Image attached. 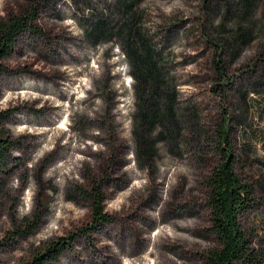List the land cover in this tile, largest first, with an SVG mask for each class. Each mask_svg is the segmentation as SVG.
Returning a JSON list of instances; mask_svg holds the SVG:
<instances>
[{"label": "rangeland", "instance_id": "obj_1", "mask_svg": "<svg viewBox=\"0 0 264 264\" xmlns=\"http://www.w3.org/2000/svg\"><path fill=\"white\" fill-rule=\"evenodd\" d=\"M22 15L0 61V135L14 142L0 264H204L219 246L204 181L225 162V124L255 186L240 222L264 264V0H0V22ZM131 50L155 76L141 79ZM93 183L110 216L95 230Z\"/></svg>", "mask_w": 264, "mask_h": 264}, {"label": "trees", "instance_id": "obj_2", "mask_svg": "<svg viewBox=\"0 0 264 264\" xmlns=\"http://www.w3.org/2000/svg\"><path fill=\"white\" fill-rule=\"evenodd\" d=\"M246 3H249V0H246ZM27 25V17L23 15L13 16L6 22H0V61L9 54L17 35ZM130 53L137 73L144 82L155 76L151 69L149 57L139 55L134 50H131ZM113 63H117V61ZM122 72L117 71L119 74ZM63 73H67V71H63ZM66 75H68L69 82L72 83L75 80L74 77H70V74ZM72 75L74 76L75 72ZM65 89L57 90V93L60 96L67 95ZM145 102L150 106L153 105L151 98H146ZM142 116L144 121L147 120L145 113ZM229 131L228 124H225L219 130L220 135L218 136L221 143L220 153L225 162L217 165L204 181L208 189L207 203L211 216L209 231L219 243L218 247L206 252L204 264H255L257 261L254 251L240 222L241 215L255 204V186L253 183L242 179L235 170L236 159ZM142 137L143 148L148 154V151L151 150L149 141ZM13 146L14 142L10 138L3 134L0 135V167L8 159ZM98 188V185L93 183L89 191H84L92 205L90 222L92 230L100 229L101 226L110 221V216L105 212L104 207L107 196ZM70 244L64 240L56 242L46 250L44 255L48 256L47 260L57 258L63 249ZM39 256L37 255L35 260H39Z\"/></svg>", "mask_w": 264, "mask_h": 264}]
</instances>
